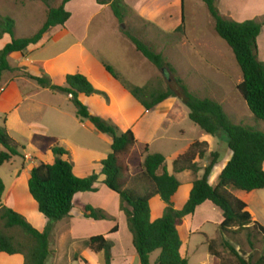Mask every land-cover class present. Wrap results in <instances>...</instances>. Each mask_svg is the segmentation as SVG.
Returning <instances> with one entry per match:
<instances>
[{
  "label": "rangeland",
  "instance_id": "1",
  "mask_svg": "<svg viewBox=\"0 0 264 264\" xmlns=\"http://www.w3.org/2000/svg\"><path fill=\"white\" fill-rule=\"evenodd\" d=\"M60 5L61 1L45 4L40 1L0 0V15L15 21L17 38H27L40 30L47 19L49 9L58 8ZM228 5L236 7V4ZM66 9L72 14V19L66 26L70 32H65L64 28L53 29L44 37L42 45L33 49L25 59L11 55L9 62L12 66H17L19 61L28 62L29 72L38 74L39 71L44 72L41 68L42 63L47 62L46 76L57 87L66 86V76L75 75L77 72L85 73L100 94L92 97L82 96L81 102L88 107L92 116L109 122L121 134L140 121L143 113L142 106L125 88V85L138 87L150 85L153 89L164 91L170 82L161 71L135 50L136 47L124 34L128 32L150 46L154 52L161 53L165 60L174 66L178 76L185 81L192 92L201 98L221 102L220 104L234 124L249 126L264 132V122L255 118L237 89L243 81L242 71L231 48L216 34L213 18L203 0H185L184 15L182 9L180 14L176 10L175 14L171 12L170 15L174 16V20H169L170 26H175L179 20L178 28H182L180 31L176 28V31L171 34H164L156 26L141 21L131 13L129 7V14L124 23H120L115 18L110 7L100 6L96 0H74ZM8 41H10L9 38ZM261 43L262 50H259V58L264 62V36ZM104 63L113 66L116 72L121 74L119 80L107 72ZM14 69L16 70L10 72V77L28 79L25 77L26 68L15 67ZM8 76L5 73L4 82L7 81ZM207 80L214 81V84L206 83ZM30 83L31 87L36 86V92L29 95L28 100L23 102L15 92L18 86L26 90L25 93L30 92L28 90L30 85L17 82L10 87L9 93L7 92L8 101L0 105V113L9 112L10 131L8 132L22 147L26 148L21 151L23 156L15 157L13 161L0 165V177L6 187L4 202H8V206L10 205L15 211L17 206L21 209L24 207L30 220L36 223L39 220L36 218V213L39 211L30 210V203L26 200L27 195H30L28 181L26 184L24 176L27 173L30 174L33 166H37L40 162L49 163V159L52 157L54 160V156L51 155L49 158L38 154L36 147L31 143L32 136L40 134L58 138L60 144L70 153L68 160L74 166L75 175L85 178L97 174L100 180L104 177L102 163L98 161L100 158L107 159L111 153V143L103 134L94 130L87 122L83 123L76 116V108L67 95L44 89L35 81ZM17 101L22 103L20 116H14L13 107L10 108L7 105L12 103L13 106V103ZM181 105H163L164 107L162 106L137 129L139 137L149 144L151 154L161 153L166 157V166L171 175H175L174 152L183 153L190 142L204 141L205 136L188 115L183 118L184 114L180 111ZM184 110L189 114L190 111L186 106ZM0 126H3L1 115ZM181 130L184 131L183 134ZM149 140H151L150 143ZM212 145L225 154L228 151V136L224 133L221 137L213 138ZM176 177L181 183V189L176 197L175 207L182 209L189 200L193 177L188 172ZM99 183V187L107 189L101 181ZM128 187L137 188L139 192H143L144 185L137 186L135 180L129 178ZM99 190L84 198L80 197L76 204L74 215L79 238H88L89 235L92 236L105 229L103 225L89 227L79 223L81 221L79 207L82 203L92 206L104 203L110 210H116L112 191H103L102 188ZM241 195L248 198L249 207L254 212L256 221L264 226V191H256L249 196H245L247 193L243 192ZM150 207L153 220L164 215L165 205L160 198H153ZM36 208L38 209L37 206ZM81 211L83 212L82 209ZM39 215L41 216L40 213ZM186 219L189 220L184 227H181L180 234L185 246L183 255L188 256L192 264H199L204 254L208 253L207 245L210 241L207 243L206 237L215 238V249L222 255L226 264H236V260L222 246L223 241L230 242L246 258L252 255L258 259L263 251L261 237L254 239L255 249L253 250L248 243L245 231L222 234L220 227L216 226L218 214L211 208H205L195 218ZM201 224H204L203 228L197 234L192 236L188 234L191 225L195 227ZM76 242L74 246L67 232H64L61 238L54 232L51 238V250L55 257L52 256L48 264H77L69 258L75 253L79 255L85 242L83 240ZM114 243L117 247L116 257L120 264L122 259L118 252L125 253L130 249L124 231L114 238ZM127 254L130 256L128 252ZM159 256L160 251L152 254L151 264H155ZM138 263L139 260L136 257V261L131 264Z\"/></svg>",
  "mask_w": 264,
  "mask_h": 264
},
{
  "label": "trees",
  "instance_id": "2",
  "mask_svg": "<svg viewBox=\"0 0 264 264\" xmlns=\"http://www.w3.org/2000/svg\"><path fill=\"white\" fill-rule=\"evenodd\" d=\"M28 1H40L45 4L61 1V5L49 9L47 19L40 30L27 38H17L15 21L0 15V42L6 35L11 37V42L0 49V84L6 72L16 70L9 62L12 54L26 57L31 48L38 46L50 31L64 27L72 17L66 6L74 0ZM96 2L100 6H109L120 23H124L129 14L124 0ZM203 2L214 20L216 34L231 48L242 71L243 81L237 86L238 91L255 118L264 122V62L259 58L258 47L262 24L254 20L242 23L227 20L217 8V0ZM181 29L178 28L179 31ZM124 34L136 50L170 80L168 88L164 91L153 89L150 85H125L146 111H151L170 98H176L189 109V119L203 132L217 138L224 133L228 136L231 158L223 165L217 186H213L212 181L214 171L220 164V153H211L205 168L198 162L208 157L209 146L206 142H194L174 161L176 174L186 171L198 174L204 170L203 177L194 181L189 200L182 209L175 207L181 183L175 175L169 174L165 157L158 153L149 154L148 146H145L146 155L143 160L137 153L138 141L131 130L120 134L109 122L92 116L88 107L81 102V95L92 97L100 94L86 76L80 73L68 75L65 87L54 86L43 71L40 76H34L26 70L25 77L44 89L67 95L76 108V116L82 122H89L97 132L112 142L111 153L102 163V175L105 177L103 184L119 196V208L126 216L140 264H151L150 257L157 251H160L157 264H189L181 254L182 240L178 229L186 218L194 216L196 210L206 202H211L222 212V234L245 231L253 250L254 239L261 237L263 251L258 259L252 255L246 258L230 242L223 241L222 246L235 258L236 264H264V226L253 220L247 210V204L232 193L264 191V132L234 124L221 104L210 98H201L192 92L178 76L174 66L167 62L161 53L154 52L150 46L130 33ZM105 68L112 77L120 79L111 66L105 65ZM31 143L42 155L52 152L55 158L53 164L40 163L34 167L28 181L29 193L37 203L39 212L48 220V224L41 232L26 217L8 207L4 202L6 187L0 177V253L10 256L22 255L25 264H47L52 256L51 238L55 225L71 218L78 194L98 192L96 185L100 182V176L93 174L87 178L77 177L73 164L65 159L70 153L60 145L57 138L35 134ZM0 147L4 148H0V165L23 156L21 151L25 150V147L2 126ZM131 167L140 170V173L132 178L137 186L144 185L143 192L128 187ZM155 197H160L165 205V212L161 218L152 221L150 202ZM84 217L95 221L112 220L106 212L90 205L84 208ZM116 232L118 227L111 230V233ZM85 246L100 256V264H112L113 243L105 236H93L85 242ZM208 250L214 258L213 264H226L222 255L216 251L214 240L209 242ZM78 259L76 256L75 261Z\"/></svg>",
  "mask_w": 264,
  "mask_h": 264
},
{
  "label": "crops",
  "instance_id": "3",
  "mask_svg": "<svg viewBox=\"0 0 264 264\" xmlns=\"http://www.w3.org/2000/svg\"><path fill=\"white\" fill-rule=\"evenodd\" d=\"M124 2L129 7V9H130L132 14L137 16V18H139L141 21H143V22L146 21V22L156 26V28H158V30H160L164 34L174 33L176 31V28H178L179 25H180L179 20H178V23L175 26H173V27L170 26V21L169 20H172V21L174 20V16L170 15V14H172L171 12L174 13V11L176 10L180 14V9H182L183 15H184L185 0H124ZM69 4H67L66 8L68 7ZM228 4H236V7H233L234 5L230 6ZM204 5H205V3H204ZM216 5H217V8L220 11L221 15L227 20H231V21H235V22H239V23H242V22H245V21L254 20V21H257V22L261 23L262 24V32H261L260 37L258 38V47H259V50L260 49L262 50L261 41H262V37L264 36V0H217ZM71 19H72V17H71ZM71 19L69 21H71ZM69 21H68V23H69ZM183 21H185V19ZM67 24L64 27H57V28L58 29H61V28L63 29L64 28V30H66L65 32H70L67 29V27H66ZM214 27H215V23H214ZM57 28H55V29H57ZM8 38H9L10 41H8ZM2 42H4V44L1 45ZM10 42H11V37L9 35L4 36V39L0 42V49H3ZM42 42L39 45H42ZM36 47H32L31 51L33 49H35ZM135 50H136V48H135ZM31 51H30V54H31ZM12 55H17L19 58L25 59L29 54L26 57H23L20 54H12ZM27 63L28 62L24 63V62H20L19 61V64L17 66H12L11 64L10 65L13 68H15V67H17V68H26L27 72L30 73L29 70H28L29 66H27ZM105 64L106 63H104V66H105ZM42 65L43 66L41 68L44 70V73H45V71H46L45 68H46L47 62L44 63V64L42 63ZM111 67L113 68V66H111ZM41 72L39 71L38 74H32V73H30V74L34 75V76H40ZM115 72H116V70H115ZM6 73L9 75L8 78H7V81L4 82V78H5V74H4L2 82L0 84V105L6 103V101H8V97L9 96H8L7 92L9 93L10 87L15 85V83H17V82H24V85H28V84L30 85V87H28V90L30 92H27V93H25L26 90H24V89L22 90V88L19 87V86L16 88V92L15 93H18V95L22 98L23 102L29 99V95H32V93L36 92V90H35L36 86L31 87V83L30 82L32 80L30 81V79H26L24 77L23 78L22 77H19V78L10 77V72H6ZM78 73L83 74L84 76H86L89 79V81L93 84L91 79L85 73L77 72L76 74H78ZM116 74L120 78L121 74H119L117 72H116ZM65 81H66V78H65ZM205 82L206 83H211L212 82V84H214V81H212V80H207ZM94 87H95V85H94ZM34 95H36V94H34ZM82 96H84V95L80 96V100H81ZM109 97H111V96H109ZM215 101L218 102L219 104L221 103L218 100H215ZM175 102H179V103H175ZM167 104H175V105L179 104V105H181L182 103H180V100H178L176 98H170V99L166 100L165 102H163L162 104H160L159 106H157L156 108L152 109L151 111H146L144 109V107L140 104L142 106V108H143V113H142L141 118H140L141 120L138 121L135 124L136 126L134 125L133 127H131V129H129V130H131L134 133V135H135V137H136V139L138 141L137 153L143 157V160H144V156L146 155V154H144V147L148 146L149 154H151L150 153V146H149V144H147V142H145L146 140L141 139L139 137V132L137 131V129H138L139 126H141V124H143L146 120H149V118L151 116H153L155 113H157L160 110V108H162L163 105L165 106ZM7 105L10 106V108L13 107L12 111H13L14 116H16V115L20 116V112H21L20 110H21V105H22L21 101H17L16 103H13V106H12V103L11 104L7 103ZM181 106H182V109L180 111L184 114L183 118H185L186 115H188V117H189V114H187V112L184 110V105L182 104ZM179 109H180V107H179ZM0 112H1V109H0ZM8 113L9 112L3 111L2 113H0V115L3 118V126L2 127H5L8 131H10V126H9V119L10 118L8 116ZM166 114L169 115V112L166 111ZM2 115H4V116H2ZM167 119H168V117H167ZM21 122H23V121H21ZM138 123H140V124L138 125ZM87 124H89V126H91L93 128V126L89 122H87ZM160 128H163V126H160ZM180 132L182 134L184 133V131H182V130ZM203 133L205 134V136L203 138L204 141H199V142H206L208 144V146H209L208 157L204 161H199L198 160V162H201L202 168H205L207 166V164L209 163L210 154L214 153V152H219L220 153V155H221L220 164L216 167V169L214 171L213 181H212L213 186H217L218 183H219V175H220V173L222 171L223 165H225L229 161V159L231 158V153H230L229 149H228V151L225 154H223L221 151L216 150V147L212 145V139L213 138L215 139L217 137H213L211 135H208L205 132H203ZM103 136H105V135H103ZM50 137H52V136H50ZM54 138H56V137H54ZM108 140L110 141V139H108ZM150 141L151 140H149L148 142L150 143ZM194 142H196V141L190 142V144L188 146H186V148H185L183 153L178 154V152H177V154H176L174 152V154H173V156L175 157L174 159L176 160L179 156L183 155L190 148V146ZM110 143L112 145L111 141H110ZM214 147H215V149H214ZM0 148L2 150H4V148H2V147H0ZM35 149L38 152V154H41L38 151L37 147ZM25 150H26V148H25ZM158 154H161V153H158ZM51 155H53L52 152H48V154H46L44 156L45 157H49ZM69 157H65V159H69ZM101 159H103V158H100V160L98 162L103 163L104 160H101ZM104 159H106V158H104ZM165 159H166V157H165ZM13 160H14V158L12 159V161ZM49 160H50V162L46 163V164H53L54 161H55V158L53 160L52 157H51ZM40 163H45V162H40ZM34 167H36V166H33V168ZM102 170H103V165H102ZM167 170L169 172L168 168H167ZM173 170H174V167H173ZM186 172L191 174V176L193 177L192 188H193L194 181L197 180V179H201L203 177V174H204V170H202L198 174H194V173H192L190 171H186ZM139 173H140V170H137V169L131 167L130 178L137 176ZM183 173H185V172H183ZM169 174H170V172H169ZM174 174L176 176V175H179V174H182V173L176 174L174 172ZM87 177H85V178H87ZM29 178H30V174L28 175V173H27L24 176V179H26V184H27V181H29ZM104 179H105V177L103 178V180H100V181L103 183ZM99 186H100V183L96 185V188L98 189V191H100L99 190L100 188H102L103 191H108V192L110 191L107 187H106L107 189H104L103 187H99ZM180 189H181V187H180ZM254 192H256V191H254ZM254 192L247 193V195H245V196H249V194L251 195ZM112 193H113L112 196L114 198L116 210H110L109 208H107L105 206L104 203L93 204V206L90 205V206H92V207H94L96 209H101L104 212H106L110 217H112V220L95 221L93 219H86L84 217V208L87 205L82 203L80 205V207H79L80 208L79 215H80V218H81V221L79 223L84 224V225L89 226V227L90 226L91 227H97V226L103 225V226H105L104 230H102L100 232H96L95 234H92V236L89 235L90 237L88 236V238H79L80 236H79V234L77 232V228H76L77 221H76L75 215H74L75 212H76V208H77L76 204L79 202V198L80 197L84 198L85 196H89V194H92V193H84V194H78L76 196V199H75V202H74V209H73V211L71 213V218L58 222L59 224L58 223H57L58 225L56 224L54 232H56V236H58L59 238L64 236V232H67L70 240L72 241L73 244H75L74 246H76V243H77L76 241L77 240H83V242H86L89 238H91L93 236L103 235V236H105V238L107 240H109V241H111L113 243L112 264H118V260H117V257H116L117 247H116V244L114 243V238L117 237V236H120L121 232L124 231L126 236H127L130 249L128 251H126L125 253L118 252V254L120 255L119 257H121V259H122V262L120 264H131V263L136 261V257L138 258V255H137V252H136V250H135V248L133 246V238H132V235H131V233H130V231L128 229L126 216H125V214L122 211H120V208H119V205H120L119 196L117 194H115L114 192H112ZM232 193L247 204V206H248L247 210L252 215L253 220L256 221L257 218H256L254 212L249 207L248 198H244L241 195L243 192H241V191H233ZM244 193H246V192H244ZM158 198H160V197H158ZM26 200L29 201V203H30V206H31L30 210H36V212H37L38 209L36 208V206L38 207V205L35 202V200L32 198V196L31 195H27ZM5 203L8 206L9 203L8 202H5ZM8 207L12 208L10 205ZM23 208L24 207H22V209H21V208H19V206H17V208L15 207L16 211L22 213L23 215H25L27 217L26 219L27 220L29 219V221L32 223V225L37 230H39L41 232L44 231V229L46 228V226L48 224V220L45 218V216L42 215L40 212L39 213L41 214V216L39 215V213H36V218L39 219V220L36 223H34V222H32L30 220V216L27 215L26 210L23 209ZM205 208H211V210L215 211L218 214L219 219H218V222H217L216 226L219 228L220 225L222 224L223 220H224L223 214L211 202H206L205 204L200 206L196 210V213H195L194 216H192V218L193 217L195 218V216L200 214V212L205 210ZM81 209L83 210V212L81 211ZM189 218H191V217H189ZM151 219H152V210H151ZM188 220L189 219H186L185 223L182 226L179 227V229H178L179 230V234H180L181 227H184L187 224ZM152 221H155V220L152 219ZM203 225L204 224H201V225H198V226H195V227L193 225H191L189 227V229H188V234L190 236L197 234L203 228ZM114 227H118V232L111 233V230ZM180 238H181V234H180ZM206 238H207V243H208V241H211V240L215 239V238L214 239L213 238L210 239L208 237H206ZM181 240H182V238H181ZM184 247H185L184 246V242L182 241L181 254H182V256L185 259L188 260L189 264H192L191 260H189L187 258L188 256L183 255ZM207 247H208V245H207ZM127 252L130 254V256L127 254ZM52 256L55 257V254L53 252H52ZM76 256L79 258L77 261H75V257ZM129 257H130V259H129ZM69 260L74 262V263H77V264H100V256L95 254V253H93L92 251H90L86 246H84V248L81 250L79 255H77V253L71 255ZM138 260H139V258H138ZM129 261H131V262H129ZM213 261H214V258H213V256L211 255V253L208 250V253L204 254V256L201 259L199 264H213ZM150 263H151V257H150ZM0 264H25V260H24V257L22 255L10 256V255H7V254L0 253ZM138 264H140V260H139ZM155 264H157V262Z\"/></svg>",
  "mask_w": 264,
  "mask_h": 264
},
{
  "label": "water",
  "instance_id": "4",
  "mask_svg": "<svg viewBox=\"0 0 264 264\" xmlns=\"http://www.w3.org/2000/svg\"><path fill=\"white\" fill-rule=\"evenodd\" d=\"M123 28H124V26H123Z\"/></svg>",
  "mask_w": 264,
  "mask_h": 264
}]
</instances>
